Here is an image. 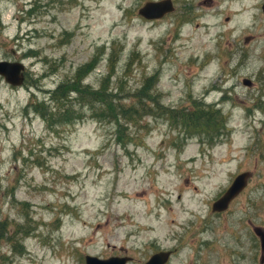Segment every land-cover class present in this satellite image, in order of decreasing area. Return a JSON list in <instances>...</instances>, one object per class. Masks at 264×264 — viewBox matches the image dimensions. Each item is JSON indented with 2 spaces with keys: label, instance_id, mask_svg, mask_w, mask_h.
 Wrapping results in <instances>:
<instances>
[{
  "label": "rangeland",
  "instance_id": "obj_1",
  "mask_svg": "<svg viewBox=\"0 0 264 264\" xmlns=\"http://www.w3.org/2000/svg\"><path fill=\"white\" fill-rule=\"evenodd\" d=\"M148 1L0 0V61L25 67L20 87L0 77V264H141L171 248L170 264H260L259 247L234 253L264 229L263 0H172L155 22L138 14ZM83 87L103 88V105ZM57 89L78 117L49 127L36 109ZM139 101L163 110L118 125L105 113ZM194 104L213 124L164 113Z\"/></svg>",
  "mask_w": 264,
  "mask_h": 264
},
{
  "label": "water",
  "instance_id": "obj_2",
  "mask_svg": "<svg viewBox=\"0 0 264 264\" xmlns=\"http://www.w3.org/2000/svg\"><path fill=\"white\" fill-rule=\"evenodd\" d=\"M264 12V4L262 6ZM174 11L172 0L148 1L139 10L138 14L145 20H158L166 14ZM24 65L16 61H0V77L12 87H20L24 82ZM243 85L250 87V80L244 79ZM249 173L245 172L235 177L231 185L223 195L212 204V212H222L227 209L229 203L245 188ZM256 234L260 238L262 250L264 249V234L262 230L256 229ZM168 254L160 252L153 255L145 264H164ZM126 258H110L106 260L94 256L86 255L85 264H125Z\"/></svg>",
  "mask_w": 264,
  "mask_h": 264
},
{
  "label": "trees",
  "instance_id": "obj_3",
  "mask_svg": "<svg viewBox=\"0 0 264 264\" xmlns=\"http://www.w3.org/2000/svg\"><path fill=\"white\" fill-rule=\"evenodd\" d=\"M112 74L113 71L110 72L108 75L111 76ZM75 85H79V84L74 83V86ZM79 88H81V86H79ZM83 89L84 90L82 91V94L86 95L83 92L86 91L87 88L83 87ZM57 93H58V89L51 95L50 98V103L55 105L53 108L46 109L45 107L41 106L40 109H36V112L39 113L44 120H46L45 122L49 127H53L54 125L59 123H67L73 121L78 117V116H73V114L69 112V109L66 108L67 105L63 103L66 101V97L64 96L63 98H61L57 96ZM86 97L89 100L92 99V101H94L93 103H91L92 101L90 102L91 103L90 106L96 103H101L103 105L102 103V101L104 100L103 88H100L99 90L93 92L91 96L86 95ZM138 103L139 104H135L131 106H123V105L116 106L113 104H109V105L106 104L107 109L105 108V106L104 109H106L105 113L108 119H112V123H114V125L120 124L121 118L125 119L127 122L130 121L132 122L134 121L135 117H137V115L140 116L139 114L140 112H143L142 115L144 116L149 115V113L153 112L154 107L155 110L158 109L163 110L162 108H159V105H156L152 108L151 105L140 103V101ZM164 113H166L168 116H179L175 118L176 121L182 123L187 127L191 126L192 123H195L193 125H197L200 127H206L204 125L209 126L213 124V116L216 115V111H207L206 108L201 104H197V105L194 104L191 110L188 111L184 110L177 114L165 110ZM171 118L173 119V117ZM201 121H202V125H201ZM125 129L126 127L124 126V130Z\"/></svg>",
  "mask_w": 264,
  "mask_h": 264
},
{
  "label": "flooded vegetation",
  "instance_id": "obj_4",
  "mask_svg": "<svg viewBox=\"0 0 264 264\" xmlns=\"http://www.w3.org/2000/svg\"><path fill=\"white\" fill-rule=\"evenodd\" d=\"M230 1L231 0H228V2H230ZM223 2H225V1H223V0H217L216 5H219L220 3H223ZM263 4H264V0H263L262 5H261V8H262ZM228 20L229 19L226 18V21H228ZM245 41L247 42L248 41V38L245 39ZM215 214H221V213H215ZM258 228H260L262 230V233L264 234V229L262 227H259V226H256V225L251 224L247 228L249 235L253 236V237L249 236V237H251L253 239L254 244H255V245L252 246V248L250 247L249 244L247 246H245V243H243L244 245H241L240 239H237L238 250L234 254L237 255V258H238V260L240 262H243L246 259H253L255 257V255L253 254L252 257H250L248 253L251 250H253V252L256 251V247H259V250H260V259H259V262H260V264H263L264 263V249L262 250L261 243H260V238L256 234V229H258ZM258 244H259V246H257ZM203 248L209 250L211 247H210V245H208V242H204ZM243 249H244V252H242ZM212 251H213V249H212ZM159 252H166V253H168V259H167L168 261L165 264H170L171 260L173 258H175V256L177 255L176 254L177 253L176 248H171L169 250H161V249H158L157 251L151 252V254L148 255L146 257V259L143 261V263H141V264H145V262L151 257V255L157 254ZM111 257H124V258L127 259V263L126 264L132 263L134 261V258L132 256H126V255H123V256H110L108 258H111ZM208 257H209L208 255H205V256H203V258H201L202 259V264H210V260H207ZM102 259H106V258H102Z\"/></svg>",
  "mask_w": 264,
  "mask_h": 264
}]
</instances>
